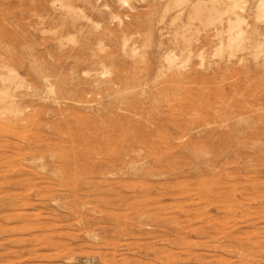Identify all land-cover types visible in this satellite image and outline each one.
<instances>
[{"label":"rangeland","instance_id":"374dc122","mask_svg":"<svg viewBox=\"0 0 264 264\" xmlns=\"http://www.w3.org/2000/svg\"><path fill=\"white\" fill-rule=\"evenodd\" d=\"M40 1L0 0V74L18 79H0V264H264L254 1L221 53V23L189 24L187 2L69 0L72 29Z\"/></svg>","mask_w":264,"mask_h":264},{"label":"bare ground","instance_id":"6f19581e","mask_svg":"<svg viewBox=\"0 0 264 264\" xmlns=\"http://www.w3.org/2000/svg\"><path fill=\"white\" fill-rule=\"evenodd\" d=\"M23 0H18V2H22ZM50 1V3H52V4H58V3H60V6L62 7V8H65V10L66 11H63L64 13H63V15H61V17H59L58 19H57V21H58V23L60 22L61 24H63L64 26H68V27H70V28H72V29H74L75 28V25L76 24H74V22H73V19H78V18H75V16L76 15H80L81 16V14L85 11L84 9H83V11H82V13H80L79 12V14H77L76 13V11L74 12L73 10L74 9H72V7L74 6H79V5H77L76 3V5H72L70 2H68L69 0H43V1H40V5L41 6H43L44 5V3L46 2H49ZM66 1V2H65ZM72 1V0H71ZM85 1V0H84ZM123 4H127L128 3V5H129V0H120ZM250 2V0H167V7H165V10H166V12L168 11V9H170L172 6L173 7H178V6H182V4H184V3H188V23L189 24H191V23H193L194 21H199L200 23H203V24H205L206 26L207 25H215V24H217V22H220L221 23V29L219 28L218 29V36H219V40H220V42H219V44H218V48H217V52L218 53H221L223 50H224V48L225 47H233V46H236V45H238V44H240V42L244 39V37H245V29L243 28V25L246 23V18L244 17L245 15H243V12H244V10H245V7H246V4H247V2ZM251 1H254V2H251V3H255V12H254V15H255V18H256V20H258V19H261V18H264V0H251ZM44 2V3H43ZM74 2V1H73ZM1 3V2H0ZM17 3V2H16ZM85 3H87V4H92V0L91 1H89V0H87V2H85ZM8 4V3H7ZM53 5V6H54ZM84 5V4H83ZM92 5H94V4H92ZM90 6V5H89ZM25 7V6H24ZM81 7V6H80ZM80 7H79V9H80ZM91 7V6H90ZM183 7V6H182ZM16 8V7H15ZM18 8V7H17ZM36 8V7H35ZM34 8V9H35ZM76 8V7H75ZM85 8V7H84ZM94 8H95V5H94ZM164 8V7H163ZM186 8V7H185ZM252 8V7H251ZM72 9V10H71ZM30 10V9H29ZM59 10V9H58ZM251 10V9H250ZM25 12V11H24ZM245 13V12H244ZM252 13V12H251ZM250 13V14H251ZM19 14V13H18ZM48 14V13H47ZM89 15V14H88ZM3 16V15H2ZM181 16V14L179 13L178 15H176V17H175V20L176 19H178L179 17ZM251 16H252V14H251ZM82 17H84V15L82 16ZM86 17V16H85ZM249 17H250V15H249ZM57 18V17H56ZM258 18V19H257ZM31 19V18H30ZM55 19V18H54ZM180 19V18H179ZM12 20V19H11ZM22 20V19H21ZM86 20V19H85ZM175 20H173L174 22H175ZM224 20H226V26L222 23ZM261 20H263V19H261ZM75 21V20H74ZM88 21V20H87ZM259 21V20H258ZM6 22V21H5ZM89 22H90V20H89ZM75 23H76V21H75ZM187 23V24H188ZM2 24V23H1ZM15 24V23H14ZM81 23H79V25H80ZM247 24V23H246ZM93 25V24H92ZM186 25V24H185ZM247 25H249V24H247ZM17 26H20V25H18L17 24ZM56 26H57V24H56ZM81 26V25H80ZM182 26V25H181ZM197 26V25H196ZM58 27V26H57ZM87 27V26H86ZM179 27V26H178ZM185 27L186 26H184V29H185ZM89 28V27H88ZM90 28H91V26H90ZM197 28L199 29V27L197 26ZM44 29V28H43ZM42 29V30H43ZM62 29V28H61ZM80 30H81V28H79ZM63 30V29H62ZM94 30V29H93ZM148 30V29H147ZM178 30V29H177ZM257 30V29H256ZM79 31V30H78ZM188 31V30H187ZM186 31V32H187ZM25 32V31H24ZM183 32H185V30L183 31ZM254 32V31H253ZM21 33V32H20ZM95 33V32H94ZM109 33V32H108ZM14 34H16V33H14ZM53 35H54V33H52ZM55 34H56V31H55ZM66 34V33H65ZM87 34V33H86ZM60 35V34H59ZM108 35V34H107ZM184 35V34H183ZM250 35H253V34H250ZM61 36V35H60ZM97 36V35H96ZM99 36H102V35H99ZM185 36H187V35H185ZM6 37V36H5ZM58 37V36H57ZM181 37V36H180ZM253 37V36H252ZM79 38V37H78ZM102 38V37H101ZM122 38V37H121ZM249 38H250V36H249ZM68 39V38H67ZM192 39V38H191ZM251 39V38H250ZM256 40H257V38H255ZM62 40V39H61ZM189 40V39H188ZM254 40V39H253ZM64 41V40H63ZM102 41V40H101ZM100 41V42H101ZM81 42H83V41H81ZM86 42V41H85ZM186 42V41H185ZM257 42V41H256ZM260 42V41H259ZM255 44H257V43H255ZM263 44V43H262ZM10 45V44H9ZM12 45V44H11ZM85 45V44H84ZM252 45V44H251ZM60 46V45H59ZM59 46H58V48H59ZM91 46V45H90ZM243 46V45H242ZM89 47V46H88ZM87 47V48H88ZM185 47V46H184ZM255 47V46H254ZM57 48V47H56ZM102 48V47H101ZM257 49H258V47H256ZM255 48V49H256ZM2 50H3V47L1 48ZM6 49V48H5ZM4 49V50H5ZM32 49V48H31ZM60 49V48H59ZM248 49V48H247ZM10 50V49H9ZM34 50V49H33ZM72 50V49H71ZM259 50V49H258ZM257 50V51H258ZM263 50V52H264V49H262ZM10 52V51H9ZM60 52V51H59ZM91 52V51H90ZM262 52V53H263ZM16 53V52H15ZM20 53V52H19ZM7 54V53H6ZM11 54V53H10ZM32 54H33V52H32ZM17 55V54H16ZM20 55H21V53H20ZM27 55V54H26ZM74 55V54H73ZM85 55V54H84ZM83 55V56H84ZM102 55V54H101ZM6 56V55H5ZM12 56V55H11ZM22 56V55H21ZM58 56V55H57ZM62 56V55H61ZM69 56H70V54H69ZM82 56V55H81ZM86 56V55H85ZM175 54H169V55H167L166 56V60H167V62L169 63V64H171V65H173V64H175L174 63V61H176L175 60ZM16 57V56H15ZM18 57V56H17ZM34 57V56H33ZM73 57V56H72ZM222 57V56H221ZM220 57V58H221ZM8 58V57H7ZM3 59V58H2ZM18 59H19V57H18ZM26 59V58H25ZM32 59H34V58H32ZM42 59V58H41ZM114 59V58H113ZM15 60V59H14ZM24 60V59H23ZM59 60V59H58ZM116 60H118V59H116ZM8 61V60H7ZM6 61V62H7ZM32 61V60H31ZM40 61V60H39ZM76 61V60H75ZM4 62V61H3ZM6 62H4V63H6ZM11 62H13V60L11 61ZM25 62V61H24ZM41 62V61H40ZM40 62H39V64H40ZM46 62V61H45ZM21 63V62H20ZM43 63V62H42ZM2 64V63H1ZM18 64V63H17ZM16 64V65H17ZM35 64H36V62H35ZM44 64V63H43ZM78 64V63H77ZM113 64H114V62H113ZM3 65V64H2ZM2 65H1V67H2ZM36 65H38V64H36ZM50 65V64H49ZM13 66H15V65H13ZM26 66H29V65H26ZM56 66V65H55ZM105 66V65H104ZM114 66V65H113ZM6 67V66H5ZM18 67V66H17ZM41 67V66H40ZM47 67V66H46ZM52 66H50V68H51ZM115 67V66H114ZM21 68V67H20ZM22 68H24V67H22ZM32 68V67H31ZM36 68V67H35ZM43 68V67H42ZM49 68V67H48ZM57 68V67H56ZM171 68H172V66H171ZM26 69V68H25ZM44 69V68H43ZM110 69V68H109ZM35 70V69H34ZM117 70V69H116ZM119 70V69H118ZM125 70V69H124ZM225 70V69H224ZM15 71V70H14ZM14 71L13 70H10V73H9V75L8 76H6V78L4 77V74L3 75H1L0 74V76H1V78L0 79H2V81L3 82H8V83H10V84H14V86H15V84L17 85L18 84V79H17V76L14 74ZM26 71V70H25ZM32 71V70H31ZM105 71V70H104ZM107 71V70H106ZM227 71V70H226ZM51 72V71H50ZM71 72V71H70ZM108 72V71H107ZM28 73V72H27ZM43 74H44V72H42ZM74 73V72H73ZM109 73V72H108ZM42 74V75H43ZM46 74H48V73H46ZM45 74V75H46ZM71 74V73H70ZM118 74V73H117ZM174 74V73H173ZM177 74V73H176ZM175 74V75H176ZM220 74V73H219ZM7 75V74H6ZM65 75V74H64ZM127 76V75H126ZM178 76V75H177ZM116 77V76H115ZM117 77H118V75H117ZM204 77V76H203ZM225 78H227V77H225ZM77 79V78H76ZM117 79V78H116ZM228 79V78H227ZM234 79V78H233ZM237 79V78H236ZM20 80V79H19ZM39 80V79H38ZM45 80V79H44ZM63 80V79H62ZM101 80V78L100 79H95V81H100ZM180 80V79H179ZM56 81V80H55ZM103 82H107V83H111V82H114L113 81V79L111 80V79H108L107 81L105 80H102ZM115 81H124V80H120V78L118 79V80H115ZM134 81H136V80H134ZM120 82V83H121ZM222 82V81H221ZM224 82V81H223ZM21 83V82H20ZM47 83H48V81H47ZM59 83H61V82H59ZM100 83V82H99ZM106 83V84H107ZM125 83V82H124ZM195 83V82H194ZM206 84V83H205ZM210 84V83H209ZM229 84V83H228ZM35 85V84H34ZM42 85V84H41ZM1 86H2V84H1ZM60 86V90H59V92L61 93V94H59L60 96H61V98H64V96L66 95H72V93L69 91V89H68V87L66 88V87H64L62 84H60L59 85ZM106 86V85H105ZM125 86V85H124ZM5 88V87H4ZM55 88H56V86H55ZM55 88L51 85H48L47 86V88L46 89H48V93L49 94H52V93H56V90H55ZM9 90H10V88H9ZM12 90V89H11ZM34 90V89H33ZM84 90V89H83ZM112 90V89H111ZM243 91V90H242ZM4 92V91H3ZM8 92V91H7ZM120 92V91H119ZM74 93V92H73ZM10 93H6L5 94V92H4V95L3 96H5L4 98H7V97H9L10 98V95H9ZM77 94V93H76ZM75 93H74V95H76ZM87 94V93H86ZM120 95V94H119ZM121 95H122V93H121ZM11 96H13L12 94H11ZM43 96V95H42ZM49 96V95H48ZM54 96V95H53ZM169 96H171V95H169ZM68 97V96H67ZM123 97V96H122ZM128 97V96H127ZM162 97V96H161ZM71 98V97H70ZM244 98V97H243ZM117 99V98H116ZM242 99V98H241ZM15 100V99H14ZM71 100V99H70ZM86 100V99H85ZM84 100V101H85ZM93 100V99H92ZM157 100V99H156ZM53 101V100H52ZM169 101V100H168ZM5 102V101H4ZM55 104H57V106H58V104H59V101H58V98H56V100H54L53 101ZM74 102V101H73ZM166 102H167V100H166ZM3 103V102H2ZM158 103V102H157ZM16 102L15 101H13L11 104H10V106H11V113L12 112H18V106H16ZM51 104V103H50ZM121 104V103H120ZM101 105V104H100ZM8 107V106H7ZM9 108V107H8ZM8 108L6 109V110H8ZM62 108V107H61ZM60 108V109H61ZM53 109V108H52ZM58 107H57V111H58ZM59 109V110H60ZM119 109H121V108H119ZM70 110V109H69ZM50 111H51V109H50ZM61 111V110H60ZM59 111V112H60ZM62 111H63V109H62ZM71 111V110H70ZM175 112V111H174ZM56 114V113H55ZM58 114V113H57ZM60 115V114H59ZM72 115V114H71ZM63 116V115H62ZM66 116V115H65ZM65 116H63V118L65 117ZM101 116V115H100ZM61 117V116H60ZM68 117V116H67ZM99 117V116H98ZM94 118V117H93ZM102 118V117H101ZM64 119H66V118H64ZM68 119V118H67ZM105 119V118H104ZM62 120V119H61ZM91 120V119H90ZM65 121V120H64ZM63 121V122H64ZM59 121H57V123H58ZM67 123V122H66ZM85 123V122H84ZM83 123V124H84ZM96 123V122H95ZM53 124H55V123H53ZM107 124V123H106ZM60 125V124H59ZM69 124H67V126H68ZM128 125H129V123H128ZM66 126V125H65ZM82 126V125H81ZM148 126V125H147ZM180 126V125H179ZM55 127V126H54ZM79 127V126H78ZM53 128V127H52ZM149 128V127H148ZM179 129V128H178ZM90 131V130H89ZM181 131V130H180ZM185 133V132H184ZM66 134V133H65ZM79 134V133H78ZM99 134V133H98ZM174 134V133H173ZM56 135V134H55ZM71 135V134H70ZM175 135V134H174ZM41 137V136H40ZM74 138V137H73ZM76 139V138H75ZM42 140V139H41ZM73 140V139H72ZM84 141V140H83ZM86 141V140H85ZM41 142V141H40ZM73 142H74V140H73ZM129 143V142H128ZM75 146V145H74ZM59 152V151H58ZM51 153V152H50ZM53 154V153H52ZM127 154V153H126ZM57 155V154H56ZM58 155H60V154H58ZM137 155V154H136ZM76 156V155H75ZM55 157V156H54ZM62 157V156H61ZM60 157V158H61ZM33 158H36V157H33ZM40 158V157H39ZM12 159V158H11ZM42 159V158H41ZM36 160V159H35ZM75 160V159H74ZM60 161V160H59ZM6 163V162H5ZM11 163V162H10ZM53 163V162H52ZM55 163V162H54ZM53 163V164H54ZM131 163V162H130ZM9 165V164H8ZM8 165H6L7 167H8ZM45 165V164H44ZM10 166H11V164H10ZM13 166V165H12ZM76 166V165H75ZM9 169H10V167H9ZM54 169V168H53ZM8 170V169H7ZM58 170V169H57ZM10 171V170H9ZM56 171V170H55ZM59 172H60V170H58ZM62 174V173H61Z\"/></svg>","mask_w":264,"mask_h":264}]
</instances>
